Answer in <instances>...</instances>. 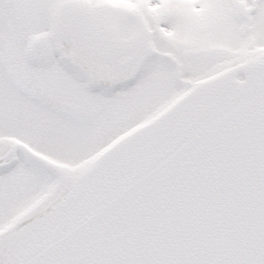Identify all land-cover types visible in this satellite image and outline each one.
<instances>
[{"label": "snow or ice", "instance_id": "1", "mask_svg": "<svg viewBox=\"0 0 264 264\" xmlns=\"http://www.w3.org/2000/svg\"><path fill=\"white\" fill-rule=\"evenodd\" d=\"M0 264H264V0H0Z\"/></svg>", "mask_w": 264, "mask_h": 264}]
</instances>
